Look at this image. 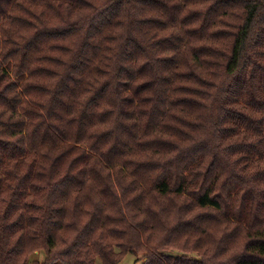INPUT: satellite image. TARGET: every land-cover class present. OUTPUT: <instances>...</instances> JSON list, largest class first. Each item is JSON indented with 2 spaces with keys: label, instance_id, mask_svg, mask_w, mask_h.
Returning a JSON list of instances; mask_svg holds the SVG:
<instances>
[{
  "label": "trees",
  "instance_id": "obj_1",
  "mask_svg": "<svg viewBox=\"0 0 264 264\" xmlns=\"http://www.w3.org/2000/svg\"><path fill=\"white\" fill-rule=\"evenodd\" d=\"M177 26L181 34L159 35ZM157 52L171 55L137 67ZM152 67L169 75L145 79ZM218 75L229 90H217L202 125ZM113 83L131 92L119 118L141 107L146 119L103 156L116 132L81 151L91 124L111 119L95 109ZM0 109V264H41L35 251L43 264H118L128 253L140 264H264V0H0ZM171 153L164 165L124 159ZM125 211L142 212L141 226L121 227ZM173 216L167 247L199 252L211 237L207 260L151 247ZM133 233L149 245L143 255ZM241 242L242 255L222 259Z\"/></svg>",
  "mask_w": 264,
  "mask_h": 264
},
{
  "label": "clouds",
  "instance_id": "obj_2",
  "mask_svg": "<svg viewBox=\"0 0 264 264\" xmlns=\"http://www.w3.org/2000/svg\"><path fill=\"white\" fill-rule=\"evenodd\" d=\"M210 2V0H209ZM201 7H205V5H201ZM64 14L66 16V18H69L71 21L74 22H79L81 24L82 27H84L87 24V18H86V14L85 13H75L73 14L69 9L65 8L64 9ZM243 10H237V16L235 18V20L233 21L235 24H243ZM181 34V28L179 26L174 27V28H169L164 32L159 33L160 36H168L170 34ZM164 55H171V53H163V52H157L154 53L152 55V57L150 59H140L137 67L139 66V64H148L150 66L155 64V61H157L161 56ZM183 71H187V69H182ZM109 71H111V67H109ZM152 71V75L149 77H146L145 79H153V80H157L159 79L162 75H169V73L166 72H162L159 68L157 67H152L151 68ZM104 80H113V78L111 76H105ZM102 82V81H101ZM144 82L143 79L142 80H137L135 83H142ZM126 83V81H125ZM214 87L212 89L209 90V97L208 99H206L204 101L205 105H207L208 107L205 110V114L202 117L200 123L202 125L205 124V121L207 120V114L211 112V105L213 104V97L217 94V90L219 89L221 92H227L229 90V86L225 83V77L223 75H218L215 77L214 79ZM112 92H113V96L111 98V101H106L101 107L95 109L96 113L99 112H111V119L104 124H100V123H92L91 126L88 128V138L83 141L82 143H80L78 145V148L81 151H89L90 147L93 146V139L92 137L95 136L96 134L100 133V132H116V139L114 142L109 143L108 145H105L103 148L99 149V156H103L105 152H107L109 147H112L113 144H115L116 147H119L120 142H121V134L124 132H128L129 135L131 133V129L137 125L138 123L142 124L143 123V119H146V117H144L143 119L140 118L139 113L141 112V107H134L131 109H127V111H132V112H136L137 118L135 119H120L118 116V113L121 112V110L123 109V106L121 105V100L124 97L130 96L131 92H125L122 90H118L116 87V83L112 84ZM88 93L85 92L83 95H80L77 100H76V104H77V108L76 111H74L70 116L66 117L67 120H72L74 117L79 115V111H80V106L83 104L84 100L87 99ZM0 111H3V109H0ZM123 125H128L129 128L128 129H124ZM30 129H26V131H28ZM210 139L212 138L211 136L209 137ZM15 139V138H12ZM235 139H239V137L235 138ZM232 141H226V142H221L219 140H214V143L216 145H220L221 148L223 147V144L226 143H231ZM190 143V141L188 142ZM73 141L69 140L68 141V145H72ZM181 146H185L184 144H182ZM77 155H79V152L76 153ZM175 153H171L168 156H151V155H143V156H138V155H129L124 157L125 160H155L157 162H159L160 165H164L165 162L167 160H169L171 158V156H174ZM208 159L210 160L211 157H208ZM205 163H207V160L205 161ZM99 171L104 173V176L108 175V170H105L103 167H101L99 169ZM114 171V170H113ZM157 175H159L160 173H156ZM119 195V192H118ZM132 195H136V193H132ZM29 199L31 200L32 197H29ZM121 199H123V197H121ZM128 199H131V197L129 196ZM40 203H43V200L40 201ZM52 207H56L57 205L52 204ZM3 206L0 205V208H2ZM110 214L112 215H118L119 213L116 212H111ZM196 213L193 212L191 213V215H195ZM38 215V214H37ZM123 215L125 216L126 220H125V224L121 225V227L124 228H128V229H135L137 227H140V220L145 219L144 215L142 212H136V213H130L128 211H125L123 213ZM186 219L190 218L189 217H185ZM177 221V217L173 216V217H169L166 218L164 220L163 223H159L156 225V227L158 228L157 234H156V239L154 241V243L151 245V247H156L157 245H159L161 247L162 251H171L174 253H179L184 251V249L186 248V255L188 256H196L198 259L200 257H204L205 260L208 259V256H210L211 254V247L212 244L214 243V241L211 239V237H206L207 243L206 246L203 250L199 251V252H195L191 250V246L190 245H184V247L182 248L181 245H176L173 247H167L168 244V238H170V236L166 237V233H167V229L169 227H171L172 224H175ZM21 234L17 233L16 236L12 237V240L15 241ZM216 235V233H213V236ZM138 234L133 233L132 236V241L133 243L137 246L141 248V255H143V252L149 247V245L147 244H141L140 241L137 239ZM69 242H71V236H69ZM242 243L240 245H238L237 247H235L234 249H232V251H230L227 255H225L224 257H222L223 260H229L230 257H233L234 254H240L242 255L243 253V247H242ZM181 244H184L183 241H181ZM61 247H63V245H60ZM0 247H3V242L0 241ZM179 258V257H177ZM238 258V256H237ZM45 259V256L41 253L39 255V260L41 262V264H43V261ZM159 260L158 257L152 256V257H147L144 259V264H157V261ZM208 264H214V261H208Z\"/></svg>",
  "mask_w": 264,
  "mask_h": 264
},
{
  "label": "rangeland",
  "instance_id": "obj_3",
  "mask_svg": "<svg viewBox=\"0 0 264 264\" xmlns=\"http://www.w3.org/2000/svg\"><path fill=\"white\" fill-rule=\"evenodd\" d=\"M41 253L44 255L43 251H35L33 256H31V259H33V258H38L39 259V255ZM118 264H140V261L136 260L135 256H133L132 254L128 253L119 261Z\"/></svg>",
  "mask_w": 264,
  "mask_h": 264
}]
</instances>
